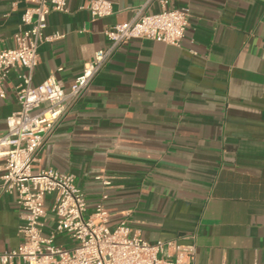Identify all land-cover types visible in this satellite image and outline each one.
<instances>
[{"label":"crops","instance_id":"obj_1","mask_svg":"<svg viewBox=\"0 0 264 264\" xmlns=\"http://www.w3.org/2000/svg\"><path fill=\"white\" fill-rule=\"evenodd\" d=\"M110 1L112 13L95 19L78 9L87 0H67L66 12L49 13L46 33L62 36L38 45L32 71H8L0 133L19 108L22 75L32 86L54 76L68 88L94 51L108 46L104 29L131 19L141 4ZM29 4L0 0V50L14 45ZM168 6L190 12L179 45L120 44L46 137L33 170L72 173L86 214L103 200L111 227L125 220L148 241L194 245L192 264H264V0H168ZM157 7L153 2L150 10ZM98 174L110 179L108 188ZM51 204L49 195L45 235L54 227ZM19 223L15 194L0 193V254L19 244ZM54 240L75 243L64 234Z\"/></svg>","mask_w":264,"mask_h":264},{"label":"built area","instance_id":"obj_2","mask_svg":"<svg viewBox=\"0 0 264 264\" xmlns=\"http://www.w3.org/2000/svg\"><path fill=\"white\" fill-rule=\"evenodd\" d=\"M153 2L156 10H150ZM92 19L108 16L113 11L110 0H87L78 6ZM51 11H67V0H30L20 15L13 35L14 45L0 50V97L2 81L8 71L22 66L32 71L38 62L37 48L62 36L46 33ZM190 12L188 8L168 6V0H141L131 19L115 23L103 31L109 44L94 51L81 72L68 88L54 76L31 85L29 75H22L16 97L19 108L5 118V131L0 133V193H14L20 208L19 244L0 254V263L16 258L23 264H192L195 247L175 239L148 241L131 233L125 220L108 225V212L103 200L86 214L84 193L69 172L53 167L33 170L46 137L56 128L104 67L113 51L130 39H150L179 45ZM103 189L110 186L108 177L94 176ZM52 196L50 212L54 227L43 233L47 209L45 198ZM102 199L106 198L103 192ZM66 235L75 243L71 247L55 243V236Z\"/></svg>","mask_w":264,"mask_h":264}]
</instances>
